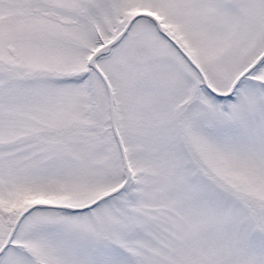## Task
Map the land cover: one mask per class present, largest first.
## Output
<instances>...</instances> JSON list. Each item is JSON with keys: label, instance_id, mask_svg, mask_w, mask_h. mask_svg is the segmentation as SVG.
<instances>
[{"label": "snow or ice", "instance_id": "snow-or-ice-1", "mask_svg": "<svg viewBox=\"0 0 264 264\" xmlns=\"http://www.w3.org/2000/svg\"><path fill=\"white\" fill-rule=\"evenodd\" d=\"M0 264H264V0H0Z\"/></svg>", "mask_w": 264, "mask_h": 264}]
</instances>
